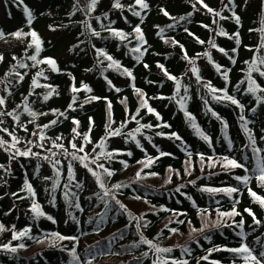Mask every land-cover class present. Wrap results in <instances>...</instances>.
Returning <instances> with one entry per match:
<instances>
[{
    "label": "trees",
    "instance_id": "trees-1",
    "mask_svg": "<svg viewBox=\"0 0 264 264\" xmlns=\"http://www.w3.org/2000/svg\"><path fill=\"white\" fill-rule=\"evenodd\" d=\"M118 2H18V25L0 24V137L30 153L0 146V264H255L229 249L264 252V207L249 191L264 198V11L239 23L194 12L192 26L178 28L194 0H166L168 21L161 1L143 0L145 14L137 0ZM151 26L161 34L145 41ZM45 29L72 38L75 58L58 57L61 42ZM253 64L259 71L249 76ZM233 209L240 214L220 215Z\"/></svg>",
    "mask_w": 264,
    "mask_h": 264
},
{
    "label": "snow or ice",
    "instance_id": "snow-or-ice-1",
    "mask_svg": "<svg viewBox=\"0 0 264 264\" xmlns=\"http://www.w3.org/2000/svg\"><path fill=\"white\" fill-rule=\"evenodd\" d=\"M201 2H202V0H201ZM95 3H96V0H92V5H93V6L95 5ZM137 3H138V4H141L142 7H147V5L143 3V0H137ZM115 7H120V4H119L118 0H117V3L115 4ZM204 7L207 8V5H204ZM208 10H209V11H212V9H210V8H209ZM25 11H26V13H27V15H28L29 22H30V21H31V12H29L27 9H25ZM136 14L138 15V13H136ZM165 15H167V13H165ZM217 15H219V13H217ZM236 21H237V23H239V17H236ZM135 31H136L137 33H139V32H140V28L137 27V28L135 29ZM219 34H221V35H227V33H225V32L223 31V29L220 30V33H219ZM0 35H3V34L0 33ZM14 35H15L16 37H20V36L22 35V33H21V32H17V33H15ZM30 35L33 37V41H32V42L36 45V51L39 52V51H40V43H41V42H40V40H39L37 34L33 31V32L30 33ZM97 35H98V33H97ZM236 35H237V37H238V33H237ZM141 39H142V37H141ZM200 42L203 43V41H200ZM210 43H213V46H214V42L210 41ZM237 44H239V39H237ZM134 51H139V49H134ZM221 51H223V49H221ZM205 55H207V53H205ZM0 59H2V57H0ZM30 59H32V60H36V56H32V57H30ZM108 59L111 60L112 58H111V57H108ZM209 59H211V57H209ZM47 63H49L53 68H55V61H54V60L49 59V60L47 61ZM260 63L264 64V58H262V59L260 60ZM24 66H25V65H21V67H24ZM161 67H162V66H161ZM217 70H219V65H217ZM125 71H127V70H125ZM193 71L195 72V71H197V70L194 68ZM252 71H259V69L255 67V64L250 65L249 76H251V72H252ZM41 74H42V73H41ZM128 75H131V73L129 72ZM260 75H261V76H264V72H260ZM172 78L174 79V77H172ZM225 79H227V75H225ZM85 87H87V86H85ZM177 87H178V89H179V85H178ZM256 87H258V86L255 85V82H254V81H252V82L249 83L248 91L254 93V92L256 91ZM209 88H210V90H211L212 92L217 91L216 89L211 88L210 85H209ZM75 90H76V89L74 88L73 91H75ZM89 90H90V89H89ZM137 91H139V90H137ZM214 98H216V97H214ZM94 99H95V98H94ZM227 99L231 100V102H232L233 104H239V102H238L236 99L232 98L231 96H227ZM3 103H4L3 99H0V104H3ZM142 106H143V107H146L147 105H146V103H144V104H142ZM148 111H149V112H152L153 109H151V108L149 107V108H148ZM137 114H138V113H137ZM33 115H34V114H33ZM157 116H158V114H157ZM158 118H159V116H158ZM53 123H55V121H53ZM76 123H78V122H76ZM193 126H195V125H193ZM45 127H47V126H45ZM140 127H141V128H143V127H151V125H141ZM5 131H6V130H5ZM136 131L139 132V131H140V128H137ZM10 135H11V134H10ZM108 135H119V130H115V131H111V130H110V131L108 132ZM130 135H131V134H130ZM201 135H203V134L201 133ZM176 138L179 139L178 136H177ZM12 139H13V141H16V137H15V136H12ZM41 139H43L42 136H41ZM204 139L207 140L208 138H207L206 136H204ZM3 144H4V141L0 140V146H2ZM99 146H100V147H103L104 145H103V143H101V145H99ZM12 147H15V144H13ZM61 147H62V145H61ZM72 147H73V148H76V145H75V144H72ZM255 150H256V151H259V149H255ZM79 151H83V148L81 147V148L79 149ZM29 154H30V153H29L28 151L20 152V153H19V155H23V156H27V155H29ZM101 154H103V153H101ZM73 155H74V154H73ZM129 155H131V153H129ZM162 155H163V154H162ZM108 156L110 157V156H111V153H109ZM75 158H78V159L84 160V159H86V156H85V157H75ZM93 162H95V161H93ZM148 163H149V164L151 163V159H149V162H148ZM227 163H228V165H230V166L233 167V168H236V167H243V165L239 164V163H238L237 161H235V160H229ZM146 166H148V165H146ZM85 167H87V165H85ZM99 167H103V165H99ZM105 171H107V170H105ZM259 172H260L259 180L261 181L262 184H264V166H260V168H259ZM107 174H108L109 176H111L113 173L110 172V171H107ZM93 175H97V174H96V173H93ZM138 175H139V173H138ZM97 179H99V177H97ZM237 179H238V180L242 179L244 183H247V181H248L249 178H248V177H243V178H241V177H237ZM100 186H101V187H104V185H103L102 182H101V185H100ZM115 187L119 188L120 185H116ZM29 191L31 192V187H30V186H29ZM210 191H219V190H217V189H211ZM224 191H227L229 194H231V193H233V192H236L237 189H236V188H230V189H226V190H224ZM249 191H250V194H251L253 197H255L257 200H259L261 206L264 207V198L257 197V196H256V193L251 192V190H249ZM105 194H107V193H105ZM117 203H119V201H117ZM121 207H124V206L121 205ZM32 211H33L37 216H42V215H44V213H43L42 211H40V206H39L38 204H33ZM245 211H247V212H249V213L251 214V210H250V209H245ZM239 214H240V213L236 212L235 209H233V212H231V213H221L220 215H223V216H230V215H239ZM48 218H49V219H52L51 217H48ZM2 230H3V225H0V231H2ZM201 230H202V229H201ZM172 231L175 232V229H173ZM27 233H28V230H27V229H26L25 231H23V232L18 233V234L14 233V239H16V238H20V237H23V236L27 235ZM63 238H64V239H74V238H69V237H63ZM142 242H143V243L150 244L152 247L155 248V251L158 252V253H161V252H170V251H171V249H168V248H163V249H162V248L157 247L156 245H152V242H151V241H148V240H143ZM5 247H8V246L6 245ZM20 247H24V245L21 244ZM11 251L15 252L16 249H15V248H11ZM229 251H232V252L237 253V254H243L242 258L244 259L245 262L254 261L255 264H262V261H264V252H262V253L260 254V257H257V256H255V255L252 254V250H251L247 245H242L240 248L229 249Z\"/></svg>",
    "mask_w": 264,
    "mask_h": 264
},
{
    "label": "rangeland",
    "instance_id": "rangeland-1",
    "mask_svg": "<svg viewBox=\"0 0 264 264\" xmlns=\"http://www.w3.org/2000/svg\"><path fill=\"white\" fill-rule=\"evenodd\" d=\"M28 3H30V5L32 6H40L41 3H49V2H58L59 0H25ZM153 3H156L157 1H161V2H165L166 0H151ZM204 1V0H203ZM195 3H192L191 6L188 10H190L191 8H193L191 11L195 12V13H201L199 14V18H217L219 16H217V13L221 14L223 13V11L226 10V4H228V6L230 7V9H234V7L236 5L240 6V11L243 14H250L249 12H253V10H255V8L258 6L261 9V14L260 18H263V11H264V0H238V1H232V0H217V2H214L213 5L215 6V13H208L207 11H205V7L200 5V0H194ZM195 4H198L197 6H195ZM18 7H20L16 0H0V24H2L3 26H5L6 28H11V26L16 27L18 24V16H17V9ZM169 7V5H165L164 3L160 4L159 6H157V11H162V12H170L173 10L167 8ZM154 13H151V16H153ZM186 18H184L183 20L179 21L177 23L178 28H181L182 26L186 25L187 28H190L192 26V24L190 23V12H187L186 14ZM194 18H197V15H194ZM166 18H172L171 16H168ZM161 19H165V18H161ZM197 25V22L194 26ZM148 33L151 36H156V34L158 33V29L155 26H151L149 29H147ZM43 35L46 38H50L53 40L58 39L61 42V46H60V53L58 54V57L62 58H66V60H70V59H74L75 58V54L71 55L70 50H69V45L73 42V39L67 36V39L63 40L64 38L60 39L59 37L63 36V30L60 31L59 33H55L49 30H42ZM202 61L200 62V65L203 67H205L207 65V59L202 58ZM189 78V75L186 77V79ZM185 79V80H186ZM188 81V80H186ZM170 107H173L172 105H170ZM0 139L4 142H8L4 137H0ZM5 146H7L9 149V151H12L14 154L16 152H18V154L20 152H25L27 150H21L19 151V146H15L12 147V145H7V144H3ZM23 148V147H21ZM17 154V153H16ZM28 156V155H27ZM139 207L142 209H147L148 205L146 203H142L139 204ZM134 209L135 206H134Z\"/></svg>",
    "mask_w": 264,
    "mask_h": 264
}]
</instances>
